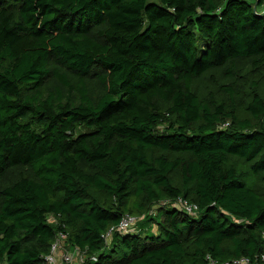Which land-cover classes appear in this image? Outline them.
Here are the masks:
<instances>
[{
	"label": "trees",
	"instance_id": "obj_1",
	"mask_svg": "<svg viewBox=\"0 0 264 264\" xmlns=\"http://www.w3.org/2000/svg\"><path fill=\"white\" fill-rule=\"evenodd\" d=\"M59 231L77 264L263 251L264 0H0V264Z\"/></svg>",
	"mask_w": 264,
	"mask_h": 264
},
{
	"label": "built area",
	"instance_id": "obj_2",
	"mask_svg": "<svg viewBox=\"0 0 264 264\" xmlns=\"http://www.w3.org/2000/svg\"><path fill=\"white\" fill-rule=\"evenodd\" d=\"M170 203L175 208L182 210L188 214H195L198 206L194 202H190L186 198L178 197L173 201L164 200L159 204H156L151 212H156V208L159 205ZM139 217L131 214H125L119 220L116 225L111 226L105 233L104 238L107 240L111 237L113 231L126 232L133 231L136 228V224ZM66 233L59 231L50 245V250L44 255V261L46 264H73L76 258L80 261L84 259V253L81 252L77 247L72 249L65 248ZM206 264H264V249L255 258L251 259L247 256H240L229 260L218 261L210 254L206 255Z\"/></svg>",
	"mask_w": 264,
	"mask_h": 264
},
{
	"label": "rangeland",
	"instance_id": "obj_3",
	"mask_svg": "<svg viewBox=\"0 0 264 264\" xmlns=\"http://www.w3.org/2000/svg\"><path fill=\"white\" fill-rule=\"evenodd\" d=\"M145 223L147 225L146 228L149 229V233H151V234H157L156 224L154 223L153 220H148ZM79 262H80V260L77 257L73 264H77Z\"/></svg>",
	"mask_w": 264,
	"mask_h": 264
},
{
	"label": "crops",
	"instance_id": "obj_4",
	"mask_svg": "<svg viewBox=\"0 0 264 264\" xmlns=\"http://www.w3.org/2000/svg\"><path fill=\"white\" fill-rule=\"evenodd\" d=\"M72 249V248H71Z\"/></svg>",
	"mask_w": 264,
	"mask_h": 264
}]
</instances>
